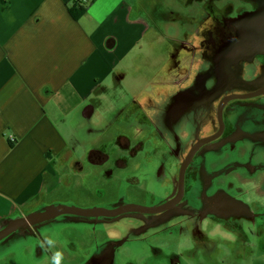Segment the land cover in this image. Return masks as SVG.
Masks as SVG:
<instances>
[{
    "label": "flooded vegetation",
    "instance_id": "1",
    "mask_svg": "<svg viewBox=\"0 0 264 264\" xmlns=\"http://www.w3.org/2000/svg\"><path fill=\"white\" fill-rule=\"evenodd\" d=\"M260 10L264 11V0H172L165 18L156 26L166 28L167 33L157 40L163 43L165 54L154 76L138 95L121 94L117 86L121 97L113 101L114 107L103 114L104 121L99 125L92 124L98 112L90 101L94 95L87 103L92 107L88 128H105L101 137L108 139L89 148L83 175L98 173L109 165L107 171L116 167L127 176L124 185L130 188L129 196L107 202L110 194L105 193L101 198L90 197L87 204H78L72 198L43 204L41 199L21 212L12 211L10 216L26 220L21 223L26 229L17 230L16 223L0 229L3 235L17 230L0 242V258L21 256L19 264H24L22 258L29 252L32 264H50L52 251L59 250L63 252L62 264H125L134 250H154L161 256L158 248L150 247L147 237L168 242L179 233L194 238L190 240L203 254L214 250L208 243V238L213 242L214 235L205 237L211 230L206 224L218 232L220 226L233 230L219 232L233 237L231 242H248L251 237L259 241L264 231L257 235L251 228L240 235L243 232L233 226L241 224L234 219L236 215L224 212L219 205L222 201L215 199L223 193L253 204L262 199L255 195V187L264 192V13H258ZM135 52L127 58L133 60ZM124 69L121 64L115 86L124 87ZM101 96L108 103L106 96ZM210 162L216 165L207 175L204 165L208 167ZM142 170L150 173L142 175ZM104 176L112 175L108 171ZM139 176H155L154 187L161 198L155 200L147 191L150 184L144 188ZM234 183L240 184L241 193L235 191ZM53 204L69 212L75 207L104 208L111 214L100 222L71 223L67 221L71 215L62 217L64 221L51 222L54 220L48 214L36 224L27 221L34 211ZM142 208L156 213L142 214ZM154 222L163 223L161 229L144 235L134 233ZM178 222L180 228H172ZM120 223L119 235H110ZM188 224L193 228L190 232L185 229ZM101 228L107 230L92 235ZM21 233L28 234L27 242L17 240ZM129 233L131 238L127 240ZM46 236L57 240L59 246L52 250L41 247ZM120 241L125 243L122 247L117 245ZM188 249H181L182 254L186 255ZM17 250L24 252L14 253ZM161 260L162 264H180L181 254L171 251L162 254Z\"/></svg>",
    "mask_w": 264,
    "mask_h": 264
},
{
    "label": "crops",
    "instance_id": "2",
    "mask_svg": "<svg viewBox=\"0 0 264 264\" xmlns=\"http://www.w3.org/2000/svg\"><path fill=\"white\" fill-rule=\"evenodd\" d=\"M136 1L89 0L75 21L73 0H0V198L10 211L59 188L56 165L87 128L93 90L104 95L150 32ZM211 239L201 264H220L204 260L225 243Z\"/></svg>",
    "mask_w": 264,
    "mask_h": 264
},
{
    "label": "rangeland",
    "instance_id": "3",
    "mask_svg": "<svg viewBox=\"0 0 264 264\" xmlns=\"http://www.w3.org/2000/svg\"><path fill=\"white\" fill-rule=\"evenodd\" d=\"M137 6H140L143 9L144 13H139L150 27V32L140 47L135 50L136 52L134 54V59L131 60L130 56L122 63V66L125 68V80L123 81L125 89L120 85L115 86L117 82L111 80L109 82V89L104 90V95L108 99V103H105L102 100V96L100 94L101 91L98 89L95 91L96 89L94 88L96 87L93 88V91L95 92L92 95H94V97L91 96L90 101L96 104L98 112L95 121H92V124L99 125L102 121H104L103 114L107 113L108 110L114 107L113 101L119 99L121 94L128 95L129 93L130 95H138L139 91L144 88V84L154 76L153 72L155 70L157 71L162 64L163 55L165 54V47L163 46V43L159 44L157 40L165 36L167 32L165 33L166 28L163 29L160 26H156L161 19L165 18L167 9L172 6V0H139ZM166 26L168 29V25ZM117 86H119L121 94L116 91ZM100 113H102V115H100ZM89 125L90 123H88L86 130L77 132L76 146L71 148L72 155H69L70 151L68 150L66 155L63 156L66 157L69 155L66 161L61 160L60 165L61 162L62 165L60 167L56 165L59 171L58 178H60L59 188L50 195L44 196V194H41L37 196L35 200L27 204H22L21 206L14 208L12 211L21 212L23 209L34 205L41 199L44 201L43 204L57 202L63 200L64 198H72L78 204H87L90 202V197L96 196L101 198V196L105 193L110 194L107 202L116 200V198L119 196H121V198H127L129 196L130 188L124 185V180L127 176H123L121 171L119 172L116 167L108 170L112 176H104V174L108 172L106 169L110 167V165L101 168L98 173L87 172L83 175V170L87 169L85 162L87 160V151L89 148L95 144L99 145L98 142L102 140L108 139L107 136L101 137V133L105 128L101 129L97 126L88 128ZM105 125L106 123L104 122L103 126ZM110 139L111 135L109 137V140ZM142 171V175L150 173V171ZM139 177L143 180L144 188H146L147 183L150 184L151 189H148L147 191L154 195L155 200L161 198L162 194L159 192V190H156V187H154V184H156L154 179L155 176ZM32 178L33 176H30L29 180H32ZM239 189L240 188L236 189L237 193L242 192ZM254 193L255 195H259L258 198L262 199H259L257 202H253V205L254 203H258L259 205L264 206V192H260L258 187H255ZM133 196L138 200L142 199L139 197V195L133 194ZM2 198H0V220L9 217L12 212L10 211L12 208L11 204L7 203ZM254 210L258 212L263 211L264 208H258L254 205ZM180 225L181 222L175 223L172 228H180ZM206 225V228L211 229L209 230L211 231L210 235L213 236L218 234L219 237L227 240L226 244L221 245L216 249V253L212 257L204 259L207 263H209V260H213L220 264H249L251 261L250 259L252 258L254 260V264H264V259L258 258L264 257L261 255L264 254V250H262V248H264V234L259 235V241H257L256 237H251L248 242H242L240 240L231 242L233 241V237L219 232L224 230L226 232L233 233V230L225 227L222 228V226H220L218 232L216 230L214 231L215 228L212 229L208 224ZM262 225L264 224L256 225V227H259V229L255 231L257 235L260 233V231H264V226ZM233 226L237 227L235 228V231L240 230L243 232H239L240 235L244 234L246 231L249 232L248 230H251L252 228V226L245 225L244 223H241L240 225L234 224ZM185 229L190 232L193 228L190 224H188ZM102 230H106V228L98 229V231ZM103 232L93 233L92 235L95 236V234H101ZM112 233L119 235L120 232L113 231L109 234L112 235ZM57 234L62 236V231H58ZM175 237L176 238H172L168 242H166L165 239L147 237L146 241H149L151 246L158 248L160 250L161 256L156 254L157 257H153L152 253L149 251L147 254L139 256L140 252L134 250L132 253L130 252V254H132L131 259L126 261L125 264H162V254H171V251L172 254H181L180 264H201V252L198 251L201 250V248L196 242L190 240L194 238L188 239L185 233L183 235L179 233ZM72 246H74V244H72ZM181 249H188L189 251L185 255L182 254ZM124 253L125 255L123 256L126 258L128 253L127 250ZM23 262L24 264H29L26 257L23 258Z\"/></svg>",
    "mask_w": 264,
    "mask_h": 264
},
{
    "label": "water",
    "instance_id": "4",
    "mask_svg": "<svg viewBox=\"0 0 264 264\" xmlns=\"http://www.w3.org/2000/svg\"><path fill=\"white\" fill-rule=\"evenodd\" d=\"M258 13H264V11L260 10ZM229 141L230 140L228 139V142ZM215 165H216V163L210 162L208 167H207V163H206L204 165L205 173L207 175H210V174H208V173H210V168L212 166H215ZM225 176H231V175L229 174V175H225ZM242 179L245 181L246 177H242ZM234 184L236 185L235 186L236 189L240 187L239 183H234ZM236 189H235V191H236ZM208 195H209V192H208ZM219 200L222 201V203L219 204V205L224 208V212H226L228 214L234 213L236 215V217H237V218H234V219H236L239 223H244L245 225H250V226H252V228H255V231H257L259 229V227H256V225L264 224V210L257 212L256 210H254V205L253 204L247 203V202H245L242 199L226 196L223 193L217 194V197H216L215 201H219ZM56 206H57L56 204H53V205L48 206V207H46V206L43 207L45 209L34 211L33 213H31L27 217V221H29L32 224H36V223L40 222L39 218L41 216H43L45 214H48L50 216L49 218L54 220V221H51L48 218L47 221H51V222L64 221L63 220L65 218L64 216H67V215H71L72 216L71 217L72 219H68L67 220L68 222H71V223H77L79 220L87 221V222H100L103 219L107 220L106 216H109V214H111L104 208L80 209V208L75 207L73 209V211L69 212L66 209H63V208H60V207H56ZM139 212L142 213V214H147V215L156 213V211L154 209H145V208H142ZM62 217H64V218H62ZM217 218H219V217H217ZM219 219L224 220V221H232V220L227 219V218H219ZM24 221H26V220L23 219V218H20L18 216H9L7 218H4V219L0 220V229H2L3 227H6V226H10L12 223H16L17 230L18 229H22L23 231H25V229H26L25 225L21 224ZM162 224L163 223H160V222H154V223H152V226H148V227H145V228L143 227L142 229L135 230L134 233H137L139 235H144L146 233H149L150 231L161 229ZM134 225H136L135 222H134ZM228 226H230V225H228ZM262 226H264V225H262ZM57 227H61V226L57 225ZM121 228H122V226H121V223H120V224H118L117 228H114L112 230H117L118 231ZM17 230H14V231L11 232V234H7V235H3V234L0 233V242L5 237H7L8 235H10V236L15 235ZM58 231H60V230H58ZM103 231H105V230L98 231V229H97V231H95V232L97 233V232H103ZM28 237H29L28 234L21 233L18 236L17 240L23 241V242H27L28 241ZM130 238H131V234L129 233V236H128L127 240H129ZM147 242H148V244L150 245L151 248H156V247L151 246L149 241H147ZM124 244L125 243L122 242V241L117 242V245L119 247L120 246L122 247ZM58 246H59V242L56 240V247H58ZM148 251L152 253L153 257H157V255H156L154 250H143L141 252L140 251H137V252H140L139 256H141L143 254H147ZM19 252H24V251L17 250L14 253H19ZM20 257L12 258L10 256H4V257L0 258V264H12V263L13 264H19ZM24 257H26L28 259L29 264H32L31 260L29 259L30 258L29 252Z\"/></svg>",
    "mask_w": 264,
    "mask_h": 264
},
{
    "label": "clouds",
    "instance_id": "5",
    "mask_svg": "<svg viewBox=\"0 0 264 264\" xmlns=\"http://www.w3.org/2000/svg\"><path fill=\"white\" fill-rule=\"evenodd\" d=\"M47 247V249L52 250L56 247V240L52 237L46 236L44 240L41 243V247ZM63 260V252L56 250L52 251L51 258H50V264H62Z\"/></svg>",
    "mask_w": 264,
    "mask_h": 264
},
{
    "label": "trees",
    "instance_id": "6",
    "mask_svg": "<svg viewBox=\"0 0 264 264\" xmlns=\"http://www.w3.org/2000/svg\"><path fill=\"white\" fill-rule=\"evenodd\" d=\"M91 2H92V0H91ZM89 4H90V2H89ZM88 4V5H89ZM87 6L86 5H82L81 3H74L73 4V6L71 5L70 7H69V13H70V15H71V17L75 20V21H79V20H81L84 16H85V14H86V12H87V8H86ZM10 143V142H9ZM10 145L12 146L13 144L12 143H10Z\"/></svg>",
    "mask_w": 264,
    "mask_h": 264
},
{
    "label": "built area",
    "instance_id": "7",
    "mask_svg": "<svg viewBox=\"0 0 264 264\" xmlns=\"http://www.w3.org/2000/svg\"><path fill=\"white\" fill-rule=\"evenodd\" d=\"M75 3H81L82 5H86V6H88V4H89V0H73ZM9 142L10 143H14L15 141L13 140V139H9Z\"/></svg>",
    "mask_w": 264,
    "mask_h": 264
}]
</instances>
